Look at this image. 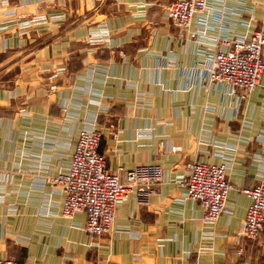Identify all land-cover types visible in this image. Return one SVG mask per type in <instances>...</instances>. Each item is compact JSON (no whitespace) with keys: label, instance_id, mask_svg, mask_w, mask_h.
<instances>
[{"label":"crops","instance_id":"crops-1","mask_svg":"<svg viewBox=\"0 0 264 264\" xmlns=\"http://www.w3.org/2000/svg\"><path fill=\"white\" fill-rule=\"evenodd\" d=\"M171 1L0 0V257L264 264V236H240L250 199L239 190L264 175V71L249 93L204 76L216 37L248 35L264 20V0H208L204 54L178 36ZM84 125L100 129L99 151L123 181L138 164L164 170L148 203L123 198L99 236L84 212L62 214L64 195L49 180L68 167ZM224 158L227 209L206 224L175 179L186 161Z\"/></svg>","mask_w":264,"mask_h":264},{"label":"built area","instance_id":"built-area-1","mask_svg":"<svg viewBox=\"0 0 264 264\" xmlns=\"http://www.w3.org/2000/svg\"><path fill=\"white\" fill-rule=\"evenodd\" d=\"M207 6L208 0H173L166 9L167 16L178 28V36L197 42L201 54H204L203 47H208L204 43H208L210 26L203 14ZM194 18L199 24L193 27ZM216 38L220 43L211 44L204 76L210 82L225 83L231 92L242 89L249 93L257 86L264 71V20L248 35L222 34ZM101 137L102 133L95 125L82 126L68 167L49 177L54 188L64 195L62 214L71 216L84 212L85 228L96 236L113 228L116 208L123 198L133 193L138 204L148 203L155 185L164 176L161 164L145 163L125 170L126 180L123 181L118 171L108 168L105 155L99 151ZM171 149L175 151L176 147ZM227 168L225 158L219 163L194 159L185 162L183 173L175 179L183 189V196L201 205L203 223H214L227 209L232 188ZM239 190L250 199L240 236L248 239L264 236V175L256 184L241 186ZM0 264L20 262L13 256H5L0 257Z\"/></svg>","mask_w":264,"mask_h":264},{"label":"rangeland","instance_id":"rangeland-1","mask_svg":"<svg viewBox=\"0 0 264 264\" xmlns=\"http://www.w3.org/2000/svg\"><path fill=\"white\" fill-rule=\"evenodd\" d=\"M220 162V161H219ZM219 162H217V163H219Z\"/></svg>","mask_w":264,"mask_h":264}]
</instances>
